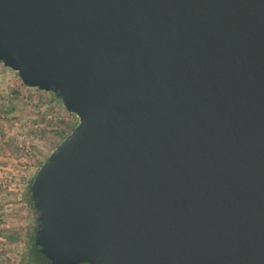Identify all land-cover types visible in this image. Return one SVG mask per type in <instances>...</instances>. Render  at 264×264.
<instances>
[{
    "label": "water",
    "instance_id": "water-1",
    "mask_svg": "<svg viewBox=\"0 0 264 264\" xmlns=\"http://www.w3.org/2000/svg\"><path fill=\"white\" fill-rule=\"evenodd\" d=\"M0 61L78 118L30 183L51 264H264V0H0Z\"/></svg>",
    "mask_w": 264,
    "mask_h": 264
},
{
    "label": "rangeland",
    "instance_id": "rangeland-1",
    "mask_svg": "<svg viewBox=\"0 0 264 264\" xmlns=\"http://www.w3.org/2000/svg\"><path fill=\"white\" fill-rule=\"evenodd\" d=\"M77 123L55 94L24 86L0 61V264L29 263L35 214L28 184Z\"/></svg>",
    "mask_w": 264,
    "mask_h": 264
},
{
    "label": "trees",
    "instance_id": "trees-1",
    "mask_svg": "<svg viewBox=\"0 0 264 264\" xmlns=\"http://www.w3.org/2000/svg\"><path fill=\"white\" fill-rule=\"evenodd\" d=\"M32 178H31V180H32ZM31 180H30V182L28 184V187H27V198H28V203L30 204V206H31V208H32V210H33V212L35 214V221H34L35 226H34L32 234H31V237L29 238L30 253H29V263L28 264H35L37 262H39L37 264H43L41 256L46 259L48 264H51L50 261L40 252V250L34 244V236H35L37 222H36V211H35V209L33 207L32 199H31V196H30V183H31Z\"/></svg>",
    "mask_w": 264,
    "mask_h": 264
}]
</instances>
